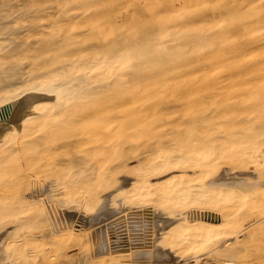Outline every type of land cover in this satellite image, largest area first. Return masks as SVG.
<instances>
[{"label": "bare ground", "instance_id": "1", "mask_svg": "<svg viewBox=\"0 0 264 264\" xmlns=\"http://www.w3.org/2000/svg\"><path fill=\"white\" fill-rule=\"evenodd\" d=\"M2 8L6 61L44 14ZM131 58L39 67L42 73L13 83L0 72V264H264V120L227 125V110L208 109L215 125L173 130L130 162L119 153L60 158L47 142L75 106L130 70Z\"/></svg>", "mask_w": 264, "mask_h": 264}, {"label": "rangeland", "instance_id": "2", "mask_svg": "<svg viewBox=\"0 0 264 264\" xmlns=\"http://www.w3.org/2000/svg\"><path fill=\"white\" fill-rule=\"evenodd\" d=\"M247 3V8L255 5L252 10L244 9ZM0 5L31 18L44 14L17 41L19 55L14 51L17 56L13 52L0 60L1 74H11L6 76H13L12 83L42 73L45 66H85L119 54L132 56L130 70L75 106V115L48 136L47 142L59 147L60 158H116L119 153L130 162L173 130L190 123L215 125L217 115L210 121L204 113L213 108L228 111L222 118L227 125H261L264 120V0H0ZM235 18L241 25L232 24ZM253 19L255 25H249ZM30 66L32 75L27 73ZM236 99L235 107H222ZM259 244L263 250L264 241Z\"/></svg>", "mask_w": 264, "mask_h": 264}]
</instances>
